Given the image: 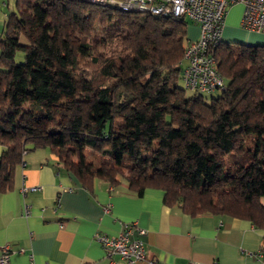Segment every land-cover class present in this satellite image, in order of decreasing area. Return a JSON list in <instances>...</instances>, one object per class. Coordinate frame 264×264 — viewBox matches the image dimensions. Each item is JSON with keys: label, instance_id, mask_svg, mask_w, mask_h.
Masks as SVG:
<instances>
[{"label": "trees", "instance_id": "trees-1", "mask_svg": "<svg viewBox=\"0 0 264 264\" xmlns=\"http://www.w3.org/2000/svg\"><path fill=\"white\" fill-rule=\"evenodd\" d=\"M15 7L0 35V193L29 152L50 149L86 187L160 189L191 216L264 230V45L221 38L209 53L225 89L202 92L183 78L187 17L88 0Z\"/></svg>", "mask_w": 264, "mask_h": 264}, {"label": "crops", "instance_id": "crops-1", "mask_svg": "<svg viewBox=\"0 0 264 264\" xmlns=\"http://www.w3.org/2000/svg\"><path fill=\"white\" fill-rule=\"evenodd\" d=\"M15 1L0 5V31ZM243 11L241 4L229 9L222 39L264 45V33L242 27ZM200 33L193 23L189 40ZM24 187L37 189L24 195ZM164 195L148 189L140 196L125 181L112 187L99 177L86 187L50 149L34 150L18 167L14 188L0 193V246L11 247L10 264H123L117 255L107 258L96 236H118L136 224L147 232L131 236L144 241L141 264H264V230L242 219L191 216L166 205Z\"/></svg>", "mask_w": 264, "mask_h": 264}, {"label": "built area", "instance_id": "built-area-1", "mask_svg": "<svg viewBox=\"0 0 264 264\" xmlns=\"http://www.w3.org/2000/svg\"><path fill=\"white\" fill-rule=\"evenodd\" d=\"M103 6L117 8L123 11L152 12L157 15H174L187 17L200 28V37L192 41L185 52L188 61L183 78L188 88L211 92L215 89H225L224 79L216 70V62L210 55L212 47L222 38L223 29L229 9L237 4L244 7L242 27L248 31L264 33V0H88ZM5 6L6 1L0 0ZM33 187L22 188L26 195L35 191ZM28 214V210H26ZM137 233L146 235V230L136 224L126 225L118 236L97 234L96 239L101 244L107 258L117 255L123 264H141L146 259L144 241L131 236ZM11 247L0 246V264H10ZM151 264H158L152 262Z\"/></svg>", "mask_w": 264, "mask_h": 264}, {"label": "rangeland", "instance_id": "rangeland-1", "mask_svg": "<svg viewBox=\"0 0 264 264\" xmlns=\"http://www.w3.org/2000/svg\"><path fill=\"white\" fill-rule=\"evenodd\" d=\"M113 13H114V16L115 17L119 15V12L118 11H113ZM192 25H193V23H191L189 21L188 22L187 29L189 30L190 26H192ZM2 31L3 30L0 31V35L2 34ZM224 41H226V42H232L234 46H236L237 43L248 44L246 42H243L242 40H237V39L236 40H226L225 39ZM18 60H20V57H18ZM21 60H23V59H21ZM180 84H182V83L180 82ZM187 94H191V91L188 90L187 91ZM207 96H208L207 98H209V95H207ZM65 99H67V97H62L61 98V100H65ZM59 103H60V101L57 102L56 105H58ZM86 159H87V162L88 163H91V164L93 163L97 167L101 166L103 160H107V159L102 158L101 157V154H96V153L91 152V151H87L86 152ZM125 172H127V169H125Z\"/></svg>", "mask_w": 264, "mask_h": 264}]
</instances>
